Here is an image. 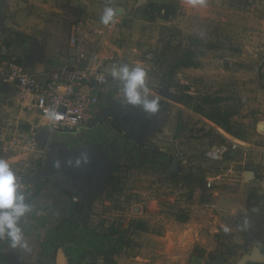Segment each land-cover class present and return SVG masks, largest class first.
I'll return each instance as SVG.
<instances>
[{
  "label": "rangeland",
  "instance_id": "rangeland-1",
  "mask_svg": "<svg viewBox=\"0 0 264 264\" xmlns=\"http://www.w3.org/2000/svg\"><path fill=\"white\" fill-rule=\"evenodd\" d=\"M6 1L24 13L23 21H34L25 63L34 52L28 69L35 72L41 64L44 73L69 62L68 38L77 23L100 25L106 5L119 9L114 53L122 63L145 68L149 87L160 96L159 112L148 117L122 108L109 86L85 129L51 137L48 147L54 149L34 163L30 178L48 168L56 150L97 147L108 155V178L115 182H106L70 224L64 209L50 227L57 230V245L43 264H57L62 250L65 256V250L90 253L95 264H239L264 251V0H204L196 6L189 0ZM150 4L171 6L173 13L153 14ZM8 12L0 13V47L16 33L7 23L17 15ZM188 50L196 52L199 67L180 68L170 77V67ZM217 110L230 114L249 152L223 162L204 157L223 141L202 129V120L212 121ZM18 113L0 106V134ZM114 114L129 122L131 136L115 126ZM4 145L0 136V158ZM132 221L146 222L148 232L131 228ZM111 230L117 233L109 238ZM111 246L116 252L108 263L100 253Z\"/></svg>",
  "mask_w": 264,
  "mask_h": 264
},
{
  "label": "built area",
  "instance_id": "built-area-1",
  "mask_svg": "<svg viewBox=\"0 0 264 264\" xmlns=\"http://www.w3.org/2000/svg\"><path fill=\"white\" fill-rule=\"evenodd\" d=\"M120 15L116 23L110 26L88 25L84 21L77 23L68 38L71 50L69 62L52 70L44 78L28 71L27 66L18 63L15 58H3L0 54V84L15 89L18 100L32 106L44 120V124L26 129L19 114H16L1 128L5 159L22 177L27 196L33 187V183L28 181L30 171L34 163L50 150V146L42 145V130H48L51 135L62 131L80 132L95 117L100 94L111 85V77L103 69L108 64L119 61L112 41L121 23ZM47 110L57 111L63 119L51 124L45 118ZM202 129L223 139L221 143L212 145L203 152L207 159L223 162L240 150L249 152L247 143L232 137L208 119L202 120ZM5 131L10 132L8 139ZM214 181L215 178L208 179V186L211 187ZM72 200L79 202L74 197ZM2 246L3 243H0V254Z\"/></svg>",
  "mask_w": 264,
  "mask_h": 264
},
{
  "label": "clouds",
  "instance_id": "clouds-1",
  "mask_svg": "<svg viewBox=\"0 0 264 264\" xmlns=\"http://www.w3.org/2000/svg\"><path fill=\"white\" fill-rule=\"evenodd\" d=\"M189 2L196 6L203 4L204 0H189ZM120 14L119 9L106 5L100 16V23L105 26L114 25ZM110 76L117 86L116 99L123 107L139 109L148 117L159 112L160 96L153 94L149 87L148 73L145 68L128 63H113ZM45 118L51 124L63 119L55 110H47ZM84 161L87 162L86 157ZM76 164H80V159H77ZM55 167H59V162L55 164ZM32 212L33 204L24 191L22 177L8 160L0 159V243L7 245L11 250L29 252L31 248L26 238L25 228Z\"/></svg>",
  "mask_w": 264,
  "mask_h": 264
},
{
  "label": "crops",
  "instance_id": "crops-1",
  "mask_svg": "<svg viewBox=\"0 0 264 264\" xmlns=\"http://www.w3.org/2000/svg\"><path fill=\"white\" fill-rule=\"evenodd\" d=\"M1 2H3V4L0 7L2 9V12L0 13L6 15V13L10 9L12 15H17V18H15V20L11 22V25L7 23V21H5L8 26L13 27V30L16 33H21L27 36L32 30L36 29L34 28L33 20L27 22L25 20L23 21L22 16L24 13L20 11L18 7L15 9V6L17 5H14L13 2L6 0H3ZM9 51L4 48V44L1 45L0 54L1 56L3 55V58H9V56H11L9 55ZM16 51H18V53L21 52V50L19 49H17ZM29 58L30 57H28L27 62L24 63L25 65H29L31 62L37 59L33 58V61H29ZM31 73H35L42 78H44L48 74L44 73L41 64L38 65V68L35 72ZM0 94H2L8 100L12 101L11 106L7 105L8 108L19 109L18 114L20 120L24 121V124H26L28 128L30 126L44 124V120L41 119V117L37 114V112H35V109H33L32 106H27V104L21 103L18 100L17 91L15 89L0 84ZM0 106H3L5 108L6 104L0 102ZM24 115L25 117L22 118ZM26 115H28V117ZM42 131H44V129ZM0 159H5V156H2ZM28 195V199L33 204V212L29 216V222L25 228V234L26 238L29 240L31 250L29 252H23L22 250H11L7 247V245L3 244L0 254V264L46 263L47 259L45 258L47 254L45 255L43 252L44 242L47 239L50 227L57 222L60 214H62L64 209L67 207V204H65L64 202L68 197L51 182L47 183L43 181L33 183V187L31 188ZM260 252L264 255L263 250ZM253 264H264V262H253Z\"/></svg>",
  "mask_w": 264,
  "mask_h": 264
},
{
  "label": "water",
  "instance_id": "water-1",
  "mask_svg": "<svg viewBox=\"0 0 264 264\" xmlns=\"http://www.w3.org/2000/svg\"><path fill=\"white\" fill-rule=\"evenodd\" d=\"M33 58H37V54H34V52L31 54L29 61ZM116 63L123 64L120 61ZM112 64L113 63L108 64L103 69V71L109 76ZM0 102L9 106L12 105V101L5 98L2 94H0ZM113 116L114 121L128 136H131V128L128 127L129 122L122 120L115 114ZM93 124H97V122L94 121ZM62 133L68 134L71 132L62 131ZM51 136L50 132L46 133L42 144L43 147H47ZM52 148L53 146L50 147V151ZM84 157H86L87 162L84 161ZM77 159H80L79 165L76 164ZM108 160V155L102 149L97 147L81 150L79 152H73L70 148L56 150L48 162V168L40 172L37 176L28 179V181L32 183L50 181L57 188L66 192L70 197L77 198L83 204L84 209H86L90 204L92 197L103 189L107 180H110V178H108L107 170L109 167ZM69 161H71V163H69ZM57 162H59L58 168L55 167ZM172 168H175L174 164L170 167V170ZM248 174L253 175V173ZM59 255L61 257L59 256L57 258V264H60L59 258L61 259L62 264H68L63 250ZM248 262H264V255L259 250L251 256L245 257L239 264H246Z\"/></svg>",
  "mask_w": 264,
  "mask_h": 264
},
{
  "label": "trees",
  "instance_id": "trees-1",
  "mask_svg": "<svg viewBox=\"0 0 264 264\" xmlns=\"http://www.w3.org/2000/svg\"><path fill=\"white\" fill-rule=\"evenodd\" d=\"M149 7L152 9V13L154 14L157 11H165L166 15H168V17L173 13L171 6H162L159 7L158 5L155 4H150ZM152 14V15H153ZM153 18V17H152ZM27 39L28 36H25L21 33H15L13 34V36H9L8 38H6L4 40V48L9 51L12 49L17 50V48L19 50H21V52H19V56H17L16 61L20 64H24L25 60L27 58V55L25 54L26 52H28L29 46L27 43ZM7 56V55H6ZM3 57V55H2ZM8 57V56H7ZM197 54L195 51L193 50H188L187 52H185L181 57H179L170 67L169 69V76L173 78V76H175L176 72L180 69V68H198L200 63L197 60ZM9 58H13L12 56H9ZM110 88L114 91L115 93H117V86L116 84H114L113 82H111V86ZM189 98V100H193L192 96H187ZM204 101L207 102H212L210 98H204ZM122 108H125L122 106ZM128 109V108H127ZM196 111L198 112H203V110L201 109V107H195ZM131 110H136V111H140L139 109H131ZM212 121L217 124L218 126H220L221 128H223L226 132H228L229 134H231L234 137H240L238 134H236V132L233 131V126H232V122H231V116L228 112H222V111H216L215 114L213 116H211ZM116 127H120L118 124H116L114 122ZM117 181V180H116ZM113 182H115V179L113 180H107V184H113ZM114 189L118 190L119 188L117 186L114 187ZM67 213L69 214V217L67 218V221L72 222L73 220H75L76 216L80 215V211L83 208V204L79 201V202H74L73 200H71V203L67 204ZM131 228H133L136 231H142V232H148L149 228H148V224L146 222L143 221H132L131 223ZM57 230H53L50 229L49 230V234L47 236V239L44 242V246H43V252L44 254L49 253L50 250H53L54 247H56V239H57ZM117 232L114 230L110 231V235H108L109 238H111V236L113 234H116ZM121 241V240H120ZM122 242V241H121ZM104 245H102L103 247ZM115 249L114 247H109L108 252H106L105 254H103V252L100 253V255H104L105 256V260L106 262H111V257L115 254ZM65 254L67 256V261L68 264L71 263L70 261V256H73V260L74 262H76L75 264H80V262L82 261V259L85 257L86 253H82V252H76V253H71V250H65Z\"/></svg>",
  "mask_w": 264,
  "mask_h": 264
},
{
  "label": "flooded vegetation",
  "instance_id": "flooded-vegetation-1",
  "mask_svg": "<svg viewBox=\"0 0 264 264\" xmlns=\"http://www.w3.org/2000/svg\"><path fill=\"white\" fill-rule=\"evenodd\" d=\"M112 82V80H111V78H110V83ZM111 86V85H110ZM99 107V106H98ZM118 116V115H117ZM113 119H114V116H113ZM92 122H94V121H92ZM113 122H115L114 120H113ZM116 123V122H115ZM117 124V123H116ZM68 134H70V133H68ZM67 134V135H68ZM55 136L56 134L55 133H53L52 134V136ZM51 136V137H52ZM43 141H44V139H43ZM49 144H51V143H49ZM69 145H70V143H69ZM71 147V146H70ZM43 182H50V181H43ZM55 186V185H54ZM59 189V188H58ZM59 190H61V189H59ZM62 191V190H61ZM64 194H66L67 195V199H66V201L64 202L65 204H69V203H71V200H72V197H70L66 192H64V191H62ZM70 258V261H71V263L70 264H75L76 262H74V260H73V256H70L69 257ZM95 258H94V256L92 255V254H90V253H86V255H85V257L82 259V261L80 262V264H95Z\"/></svg>",
  "mask_w": 264,
  "mask_h": 264
},
{
  "label": "bare ground",
  "instance_id": "bare-ground-1",
  "mask_svg": "<svg viewBox=\"0 0 264 264\" xmlns=\"http://www.w3.org/2000/svg\"><path fill=\"white\" fill-rule=\"evenodd\" d=\"M59 263L62 264L60 260H59Z\"/></svg>",
  "mask_w": 264,
  "mask_h": 264
}]
</instances>
